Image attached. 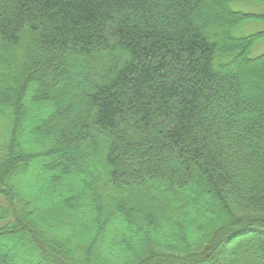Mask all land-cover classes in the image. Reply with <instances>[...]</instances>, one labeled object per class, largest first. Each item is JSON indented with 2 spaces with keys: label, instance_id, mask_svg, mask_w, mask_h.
Masks as SVG:
<instances>
[{
  "label": "trees",
  "instance_id": "1",
  "mask_svg": "<svg viewBox=\"0 0 264 264\" xmlns=\"http://www.w3.org/2000/svg\"><path fill=\"white\" fill-rule=\"evenodd\" d=\"M236 1L264 8L0 0V264H264V30L234 33L264 13Z\"/></svg>",
  "mask_w": 264,
  "mask_h": 264
},
{
  "label": "rangeland",
  "instance_id": "2",
  "mask_svg": "<svg viewBox=\"0 0 264 264\" xmlns=\"http://www.w3.org/2000/svg\"><path fill=\"white\" fill-rule=\"evenodd\" d=\"M209 8L214 10L217 14L222 13V10L218 9L217 6H215V4H209ZM231 8L234 11H240V12H244V13H251V12H255V13H264V8L262 7H258L255 4H251L249 2H239L236 1L233 4H231ZM212 29H214V33L217 35L221 34L222 31V27L220 25L214 24L213 26H211ZM264 30V22H247V23H243L241 25H239L235 30L234 33L236 36H245V35H249L258 31H262ZM264 53V39L259 41L252 49L251 51V56L252 57H257L261 54ZM10 61L13 62V64H16L18 62V52L13 50L11 52V57H10ZM262 68V65H259ZM49 109H51V105L49 106ZM36 111H40L38 109L36 110H30V114L33 116V120H36L38 118V116L36 115ZM40 115H42L44 113L43 111L39 112ZM29 121V120H28ZM24 131L31 133L32 131V127H30V125L28 124V122L24 123ZM25 134V133H24ZM25 136V135H24ZM54 162V161H53ZM55 163V162H54ZM245 169H248V166H244ZM33 170H36V167L33 168ZM57 175V173H56ZM57 177V176H56ZM59 180H62L65 182V178L63 177H58ZM72 180L75 182H78L79 180V175L73 174L72 175ZM196 207H199L201 210V204H195V202L188 204L183 211H181L183 217L185 218V220H189L191 217H195L194 214V209ZM130 227H132L133 231L138 228V227H142V228H147L148 225L144 222V218H141V224L135 225L132 224ZM176 227V226H175ZM190 228L191 229H195L193 227V224H190ZM196 230V229H195ZM8 245H13L15 242L14 241H7ZM0 251L3 252L4 248H0ZM24 252H26L27 254H29V250L25 249ZM173 255V254H171ZM171 255H169V257L167 258L168 260H166L165 262H167V264H171L174 260L171 257ZM175 256V255H173ZM6 258V257H4ZM34 260V259H33ZM164 262V263H165Z\"/></svg>",
  "mask_w": 264,
  "mask_h": 264
}]
</instances>
